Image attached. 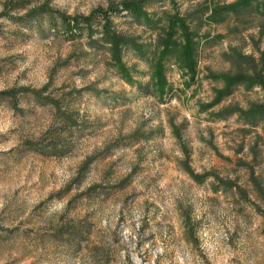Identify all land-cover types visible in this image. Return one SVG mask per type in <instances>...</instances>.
<instances>
[{
    "label": "rangeland",
    "instance_id": "374dc122",
    "mask_svg": "<svg viewBox=\"0 0 264 264\" xmlns=\"http://www.w3.org/2000/svg\"><path fill=\"white\" fill-rule=\"evenodd\" d=\"M0 264H264V0H0Z\"/></svg>",
    "mask_w": 264,
    "mask_h": 264
},
{
    "label": "trees",
    "instance_id": "16d2710c",
    "mask_svg": "<svg viewBox=\"0 0 264 264\" xmlns=\"http://www.w3.org/2000/svg\"><path fill=\"white\" fill-rule=\"evenodd\" d=\"M231 7H232V5H230L227 8H231ZM115 10H116V12H122L123 10H126L129 14H133L134 15V14H138L140 12V7L136 6L134 4H131V3H123V4L115 7ZM103 16H104V27L106 28V27L112 26V23L110 21L111 19H110L109 13L105 12ZM85 20H87V22L89 23L88 20H90V17L89 18H85ZM74 24H76L75 26L77 28H81V25H79V22L74 23ZM68 26H69V28L73 27V25H70V23H68ZM74 233L78 234L77 231H75Z\"/></svg>",
    "mask_w": 264,
    "mask_h": 264
}]
</instances>
